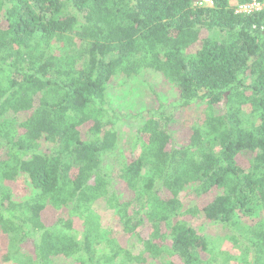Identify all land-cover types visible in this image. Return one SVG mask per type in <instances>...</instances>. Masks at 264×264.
<instances>
[{
  "label": "trees",
  "instance_id": "1",
  "mask_svg": "<svg viewBox=\"0 0 264 264\" xmlns=\"http://www.w3.org/2000/svg\"><path fill=\"white\" fill-rule=\"evenodd\" d=\"M202 1L0 0V264H264V9ZM148 69L183 118L144 117L138 151L112 167L106 93ZM183 193L215 195L186 208ZM199 213L237 256L190 223Z\"/></svg>",
  "mask_w": 264,
  "mask_h": 264
},
{
  "label": "rangeland",
  "instance_id": "2",
  "mask_svg": "<svg viewBox=\"0 0 264 264\" xmlns=\"http://www.w3.org/2000/svg\"><path fill=\"white\" fill-rule=\"evenodd\" d=\"M230 4L233 7H237L238 1L232 0ZM205 5H212L209 1L205 2ZM214 37H220L221 33L212 31ZM222 36V35H221ZM107 104L105 106L109 109V112L115 119L116 129L118 131V151L116 158L108 159L110 166L118 168L122 163L132 158L135 152L138 151L139 145L137 143V132L140 122H142L147 115L153 113H169L175 114L180 119L183 118V113L179 110L180 95L174 85L166 81L163 76L154 70H146L137 79L128 81L125 83H119L114 80L106 93ZM179 110V111H178ZM175 135L177 141L184 143L186 141V134L183 125L180 123L176 126ZM25 184H21L16 190L18 195L25 194ZM118 192H122L120 185L114 187ZM123 193V192H122ZM215 193L208 195L196 196L193 193H183L181 198L184 200L185 207L197 206L201 208L204 204L212 200ZM25 196V195H24ZM97 208L105 214L106 218H113L112 213L109 212V208L103 203L97 204ZM55 212H47L44 215L45 222L48 224L53 223L57 219ZM190 223L193 224L201 234L206 235L212 242L213 247L228 251L230 254L237 256L240 251L234 246L230 237L232 231L220 223L211 222L205 219L202 213L198 216H191ZM147 230H144L143 235L147 234ZM118 237L121 242L125 241V237L122 236V230L118 231ZM137 239L130 238L128 242L134 243L135 247L138 246ZM6 241V237L0 236V245H3ZM127 242V243H128ZM27 250L29 253H33V245L31 242L27 243ZM134 253L139 252V248L133 250ZM54 264H76L73 259L58 258ZM147 264H152L151 261ZM229 264H237L232 260Z\"/></svg>",
  "mask_w": 264,
  "mask_h": 264
},
{
  "label": "built area",
  "instance_id": "3",
  "mask_svg": "<svg viewBox=\"0 0 264 264\" xmlns=\"http://www.w3.org/2000/svg\"><path fill=\"white\" fill-rule=\"evenodd\" d=\"M206 1H209L211 3L210 0H203L199 4L200 5H205ZM235 9H236L235 11L237 13H247V14L254 13V12H257V11H261V10L264 9V0H262V1H254V2L246 3V4L238 3V5H237V7Z\"/></svg>",
  "mask_w": 264,
  "mask_h": 264
}]
</instances>
